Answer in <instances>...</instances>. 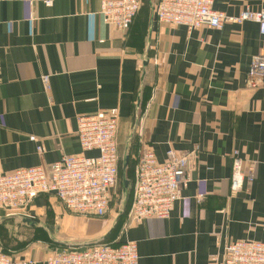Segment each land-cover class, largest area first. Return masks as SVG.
Wrapping results in <instances>:
<instances>
[{
	"label": "crops",
	"instance_id": "crops-1",
	"mask_svg": "<svg viewBox=\"0 0 264 264\" xmlns=\"http://www.w3.org/2000/svg\"><path fill=\"white\" fill-rule=\"evenodd\" d=\"M44 1L0 0V174L82 155L77 120L114 109L127 189L145 150L160 163L168 150L194 156L188 185L165 220L122 228L119 217L117 234H110L114 219L76 217L42 196L26 217L0 210L1 250L14 262L44 264L51 253L29 241L32 235L24 238L25 228L66 242H135L139 264H215L211 258L227 242L264 243V81L246 85L252 57L264 54L258 25L188 32L157 23L152 5L143 3L121 31L103 22L101 0ZM213 9L237 17L264 10V0H214ZM234 156L245 177L236 193ZM6 231L10 238L2 237Z\"/></svg>",
	"mask_w": 264,
	"mask_h": 264
},
{
	"label": "built area",
	"instance_id": "built-area-1",
	"mask_svg": "<svg viewBox=\"0 0 264 264\" xmlns=\"http://www.w3.org/2000/svg\"><path fill=\"white\" fill-rule=\"evenodd\" d=\"M213 1L157 0L152 6V18L160 24L182 26L188 32L202 27L219 31L225 24L253 22L264 38V10H245L237 17H229L215 11ZM44 4L49 7L52 3L45 0ZM142 4L143 0H101L99 14L106 25L126 31ZM41 81L44 89L49 90L48 77H42ZM263 81L264 54L258 53L251 59L246 85L255 89ZM118 122L115 109L77 120L76 137L80 149L83 154L95 152L93 157L83 154L64 156L50 165L0 174V210L6 217H26L37 198L53 196L68 213L105 218L116 198L118 186ZM37 151L41 154L43 150L38 147ZM193 156L194 153L179 154L168 150L165 160L160 163L152 150L139 154L129 202L122 215L126 220L123 228L151 218L165 220L170 216L188 185V164ZM244 180L242 162L235 157L230 177L231 191H241ZM211 261L215 264H264V243L252 240L227 242L221 254L213 256ZM0 264L34 263L30 260L14 262L0 248ZM44 264H139V256L135 242H101L55 250Z\"/></svg>",
	"mask_w": 264,
	"mask_h": 264
},
{
	"label": "rangeland",
	"instance_id": "rangeland-1",
	"mask_svg": "<svg viewBox=\"0 0 264 264\" xmlns=\"http://www.w3.org/2000/svg\"><path fill=\"white\" fill-rule=\"evenodd\" d=\"M155 2H156V0H144L143 3L153 6V5H155ZM129 178H130V176L128 174L123 175L122 171L119 170L118 186H117V189L115 192L116 198H115L114 202L112 203L111 213L109 212L108 216H106L103 219L91 217L93 220H98V221L99 220H109L111 223L113 222V219H114L115 223L112 224V227L110 228V231H109L110 233L116 228V225L119 222V220H118L119 217L122 218L123 212L127 208L131 188L126 189L124 192L123 188H122V183H123V180L128 181ZM77 216L78 215H76V217ZM78 217H81V216H78ZM83 218H87V217H83ZM88 218H90V217H88ZM50 219H51V216H48L47 218L44 219V221L42 220L43 221L42 224L44 225V227L48 226V222ZM122 228H123V226H122ZM23 233L25 234V235H23L24 238H26L27 240H29L28 239L29 236L32 235L30 238L31 240H29V241H34L35 244H38V246L43 247L46 250V252H49V253H52L55 250H59L62 248H76V247H80V246H84V245H91V244H96V243H101V242H108V240H106V237L94 239L93 241H90V242H72V241L66 242V241H63L56 236L49 237V235L47 233H43V232H40L38 234L34 233V235H33L31 233V231L29 229H26V228L24 229ZM10 235L12 236V234L10 232H7V231L2 232V237L10 238Z\"/></svg>",
	"mask_w": 264,
	"mask_h": 264
},
{
	"label": "water",
	"instance_id": "water-1",
	"mask_svg": "<svg viewBox=\"0 0 264 264\" xmlns=\"http://www.w3.org/2000/svg\"><path fill=\"white\" fill-rule=\"evenodd\" d=\"M127 163V161L125 160V164ZM127 186H128V183L126 180H123V183H122V188H123V191H125L127 189ZM25 223L27 224H31V226H34L35 224L33 223H30L29 220H25Z\"/></svg>",
	"mask_w": 264,
	"mask_h": 264
},
{
	"label": "trees",
	"instance_id": "trees-1",
	"mask_svg": "<svg viewBox=\"0 0 264 264\" xmlns=\"http://www.w3.org/2000/svg\"><path fill=\"white\" fill-rule=\"evenodd\" d=\"M120 219H121V218H120ZM119 221H120V220H119ZM120 224H121V222H120V223L118 222L117 225H116V228H117V229L115 228L110 234H117L116 232H118V230H119V228H120V226H121Z\"/></svg>",
	"mask_w": 264,
	"mask_h": 264
}]
</instances>
